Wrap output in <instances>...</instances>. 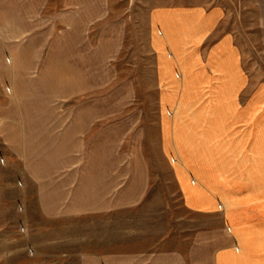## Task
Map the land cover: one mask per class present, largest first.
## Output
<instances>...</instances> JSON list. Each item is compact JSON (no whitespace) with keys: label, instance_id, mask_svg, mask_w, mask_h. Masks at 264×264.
I'll return each instance as SVG.
<instances>
[{"label":"rangeland","instance_id":"obj_1","mask_svg":"<svg viewBox=\"0 0 264 264\" xmlns=\"http://www.w3.org/2000/svg\"><path fill=\"white\" fill-rule=\"evenodd\" d=\"M217 4L252 67H263L255 0H0V264H84L88 253L123 255L124 264H211L225 227L220 216L189 213L178 191L151 13ZM106 44L119 79L105 65ZM67 152L72 162L85 154L109 194L123 188L141 196L137 204L52 217V167L66 165Z\"/></svg>","mask_w":264,"mask_h":264},{"label":"crops","instance_id":"obj_2","mask_svg":"<svg viewBox=\"0 0 264 264\" xmlns=\"http://www.w3.org/2000/svg\"><path fill=\"white\" fill-rule=\"evenodd\" d=\"M255 11L264 30V0H255ZM228 14L222 4L151 13L163 143L175 159L185 209L196 218L222 219L224 241L211 264H264V66L253 68L234 32L224 28ZM111 50L104 45L102 56L119 79ZM62 158L66 165L52 167L55 219L102 217L114 203L122 208L141 198L123 188L109 194L106 174L92 171L85 154L75 162L69 152ZM93 262L127 263L116 253L84 255V264Z\"/></svg>","mask_w":264,"mask_h":264}]
</instances>
